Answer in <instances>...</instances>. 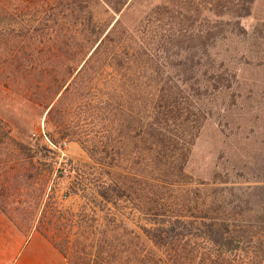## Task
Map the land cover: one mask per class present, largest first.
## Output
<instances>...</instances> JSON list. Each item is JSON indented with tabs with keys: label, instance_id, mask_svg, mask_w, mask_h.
<instances>
[{
	"label": "trees",
	"instance_id": "obj_1",
	"mask_svg": "<svg viewBox=\"0 0 264 264\" xmlns=\"http://www.w3.org/2000/svg\"><path fill=\"white\" fill-rule=\"evenodd\" d=\"M131 1L39 0L36 25L59 33L51 49L56 62L22 68L21 78L45 110L44 131L22 141L0 118V211L18 228H34L61 253L64 264H264L260 214L198 206L188 194L176 198L177 206H164L166 192L191 184L186 164L196 134L182 107L181 87L138 75L142 61L154 60L148 31H133L124 22ZM195 1L162 0L155 9L179 18L182 10L194 12ZM204 2L216 15L243 17L254 0ZM62 30L71 33L61 35ZM158 35L161 47L182 36ZM46 140L77 142L90 159L58 170L71 181L72 193L66 196L81 201L77 210L57 197L52 168H38L52 151ZM141 193L148 222L140 235L148 251L134 253L132 260L115 221L99 222V212L122 203L135 206ZM15 202L21 207L13 214ZM37 216V225H28Z\"/></svg>",
	"mask_w": 264,
	"mask_h": 264
},
{
	"label": "rangeland",
	"instance_id": "obj_2",
	"mask_svg": "<svg viewBox=\"0 0 264 264\" xmlns=\"http://www.w3.org/2000/svg\"><path fill=\"white\" fill-rule=\"evenodd\" d=\"M161 1L132 0L123 19L133 31H148L146 41L154 62L142 61L144 71L138 75L168 79L181 87L182 107L196 134L186 164L191 184L182 191L166 192L164 206H177L176 198L182 194L194 195L198 206L251 210L264 223V0H254L243 17L216 15L206 0H196L194 12L182 10L179 18H170L167 9H155ZM39 4V0H0V118L22 141L44 131L45 110L27 92L21 69L56 62L51 49L59 33L36 25ZM147 24V29L140 30ZM159 31L164 36L176 32L182 36L161 47ZM70 33L62 30L60 34ZM46 142L52 151L38 168H52L50 182L58 190L57 197L77 210L81 201L78 196H66L72 193L71 181L58 170L90 159L77 142ZM145 200L141 193L135 206L122 203L99 212V222L115 221L118 237L122 234L130 246L132 260L134 253L148 251L140 235V227L148 222L141 208ZM16 207L21 205L13 203V214ZM28 220V225L39 222L38 216ZM29 227L21 229L24 234L36 233Z\"/></svg>",
	"mask_w": 264,
	"mask_h": 264
},
{
	"label": "crops",
	"instance_id": "obj_3",
	"mask_svg": "<svg viewBox=\"0 0 264 264\" xmlns=\"http://www.w3.org/2000/svg\"><path fill=\"white\" fill-rule=\"evenodd\" d=\"M64 258L38 232L24 234L14 221L0 214V264H64Z\"/></svg>",
	"mask_w": 264,
	"mask_h": 264
}]
</instances>
